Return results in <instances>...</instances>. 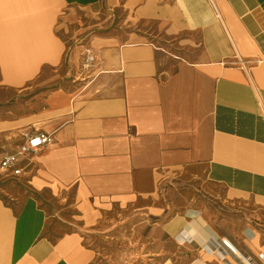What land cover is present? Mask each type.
Returning <instances> with one entry per match:
<instances>
[{
  "label": "crops",
  "instance_id": "1",
  "mask_svg": "<svg viewBox=\"0 0 264 264\" xmlns=\"http://www.w3.org/2000/svg\"><path fill=\"white\" fill-rule=\"evenodd\" d=\"M23 130L53 140L0 198V264H100L131 214L180 264H227L210 198L264 206V0H0V159ZM151 236L119 258L175 259Z\"/></svg>",
  "mask_w": 264,
  "mask_h": 264
},
{
  "label": "rangeland",
  "instance_id": "2",
  "mask_svg": "<svg viewBox=\"0 0 264 264\" xmlns=\"http://www.w3.org/2000/svg\"><path fill=\"white\" fill-rule=\"evenodd\" d=\"M45 75L51 74V69H45L44 71ZM21 109V110H20ZM19 112H22V107L19 108ZM21 187H24L22 183L18 182L17 179L14 178H8L5 176H2L0 174V198L4 199L5 201H11L12 195L16 194ZM220 192H223V188L218 187ZM201 195L202 193L205 194L207 192H204L203 189H201ZM190 193V196H189ZM193 193V189H184L182 192H176L175 196H170V199H174L177 204H182L186 201V199H189ZM168 198V197H167ZM210 198V197H209ZM211 206V215L213 217L214 223L218 225V227L223 231L226 237L228 238H236L243 236L247 234L248 227L245 226L242 219H247L249 222V225H254L256 228H264V206L259 207L255 204L253 199H243L237 202L229 203L225 200H216L215 198H210ZM131 212L129 211V214ZM174 213H167V215H171ZM135 222L134 214H131L129 216L127 228H123L122 232L123 234H131V236H134L135 238L129 239V238H103L98 237L97 239H94V246L98 248L100 254L98 262L100 264H127V263H137L142 264L141 260H125L123 257L119 258V252L121 250L132 249L135 250L137 248H148L153 245V243H145L144 246L143 243L146 241H150L152 236H156L158 238V243H154L158 246V251L162 255H166L164 253L170 252L175 256V259H168L166 261H159V264H180L181 259L180 257L183 254H186L182 250L181 244H175L173 241H171L160 229L155 230L153 232L150 230L149 226H143L139 228L138 230L134 231L132 228V223ZM126 232V233H125ZM150 238H146V237ZM127 237V236H126ZM144 239V240H143ZM264 239V234H263ZM123 241H127V244H125ZM144 241V242H143Z\"/></svg>",
  "mask_w": 264,
  "mask_h": 264
},
{
  "label": "built area",
  "instance_id": "3",
  "mask_svg": "<svg viewBox=\"0 0 264 264\" xmlns=\"http://www.w3.org/2000/svg\"><path fill=\"white\" fill-rule=\"evenodd\" d=\"M95 60L93 54H87L85 65ZM53 140V135L41 131L23 130L11 149L0 159V174L8 178L22 177L32 164L34 156ZM209 246L222 261L227 264H264V253H259L257 261L242 251L230 238L221 237L210 241Z\"/></svg>",
  "mask_w": 264,
  "mask_h": 264
}]
</instances>
